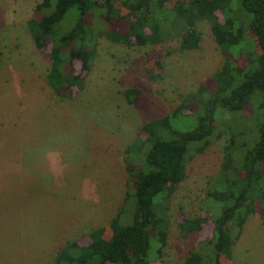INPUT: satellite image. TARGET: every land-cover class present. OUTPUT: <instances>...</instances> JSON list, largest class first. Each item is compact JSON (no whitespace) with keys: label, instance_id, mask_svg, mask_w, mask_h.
<instances>
[{"label":"rangeland","instance_id":"obj_1","mask_svg":"<svg viewBox=\"0 0 264 264\" xmlns=\"http://www.w3.org/2000/svg\"><path fill=\"white\" fill-rule=\"evenodd\" d=\"M40 1L0 0V264H52L70 240L86 243L87 234L99 227L107 237L109 221L122 206L131 217L135 197L127 185L125 149L144 137L145 122L183 102L202 112L189 95L203 83L207 89L215 86L212 77L224 56L206 20L195 25L199 46L184 51L173 26L168 37L145 45L117 43L95 33L90 70L73 63V72L85 75L82 85L73 86L70 97H60L47 83L50 44L37 48L27 24ZM70 13L61 23L64 30L72 26ZM244 42L243 51L253 49L248 34ZM246 62L245 55L237 60L240 67ZM149 67L162 78L152 79ZM128 88L136 90L131 103L124 95ZM252 104L238 113L218 107L214 131L219 137L214 134L202 152H187L184 178L168 198L159 199L166 207L168 232L162 256L151 264H181L193 251L203 252L200 241L211 236L212 217L220 216L223 207L208 191L216 185L228 137L234 134L240 143L246 136L240 132L253 135L261 117L257 103ZM183 112L173 123L190 128L195 118ZM128 159L142 163L134 152ZM128 193L132 196L125 202ZM255 208L241 231L229 223L232 254L229 260L222 257L223 263L264 264L258 201ZM183 217L205 222L200 230L183 233Z\"/></svg>","mask_w":264,"mask_h":264},{"label":"trees","instance_id":"obj_2","mask_svg":"<svg viewBox=\"0 0 264 264\" xmlns=\"http://www.w3.org/2000/svg\"><path fill=\"white\" fill-rule=\"evenodd\" d=\"M167 3L168 0H41L35 5V16L28 20L36 47L50 44L47 83L60 97H70L73 86L82 85L85 75L75 74L73 63L79 62L82 71L90 70L95 54L90 42L95 33L117 43L145 45L168 37L173 26L177 34L181 33L178 48L184 51L199 46L200 34L195 25L206 20L224 55L212 77L215 86L207 89L203 83L189 95L202 112L183 102L173 112L145 122L141 126L144 137L125 149L130 163L127 185L135 197L131 217L130 209L125 211L122 206L109 221L107 237L104 228L99 227L87 234L86 243L70 240L60 248L52 264H151L160 258L168 230L166 207L159 199L168 198L184 178L187 152H202L212 143L218 107L238 113L254 101L261 119L254 122L253 135L240 132L246 135L240 143L236 135L228 137L216 185L208 191L210 199L223 204L221 214L212 217L211 213V236L200 241L203 252L193 251L181 264H225L222 257L229 260L232 254L229 223L241 231L248 216L255 212L256 201L264 218V0H175L170 7ZM69 12L74 20L64 30L61 23ZM164 22L169 26L163 27ZM246 33L253 38L254 47L243 51ZM243 55L247 62L240 67L237 60ZM154 62L162 68L160 59ZM147 70L152 79L162 78L155 69ZM135 94L134 88L124 91L128 103ZM183 108L189 112H183ZM182 112L195 118L193 127L173 123ZM131 152L139 154L140 165L128 159ZM130 193L125 202L132 196ZM204 222L203 217H183L179 227L187 233L200 230Z\"/></svg>","mask_w":264,"mask_h":264}]
</instances>
